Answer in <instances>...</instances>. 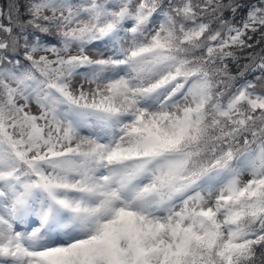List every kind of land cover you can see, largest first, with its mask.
<instances>
[{"label":"snow or ice","instance_id":"6c2138e0","mask_svg":"<svg viewBox=\"0 0 264 264\" xmlns=\"http://www.w3.org/2000/svg\"><path fill=\"white\" fill-rule=\"evenodd\" d=\"M0 264H264V0H0Z\"/></svg>","mask_w":264,"mask_h":264},{"label":"rangeland","instance_id":"374dc122","mask_svg":"<svg viewBox=\"0 0 264 264\" xmlns=\"http://www.w3.org/2000/svg\"><path fill=\"white\" fill-rule=\"evenodd\" d=\"M33 111L35 112L36 111V109L35 108H33ZM248 177L247 176H245V177H242V179H244V180H246Z\"/></svg>","mask_w":264,"mask_h":264}]
</instances>
